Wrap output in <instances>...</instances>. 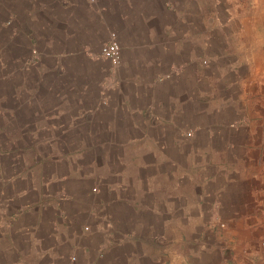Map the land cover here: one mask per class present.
I'll return each instance as SVG.
<instances>
[{
    "label": "rangeland",
    "instance_id": "obj_1",
    "mask_svg": "<svg viewBox=\"0 0 264 264\" xmlns=\"http://www.w3.org/2000/svg\"><path fill=\"white\" fill-rule=\"evenodd\" d=\"M53 1L46 0L44 5V1L34 0L29 10L33 17L25 22L32 21L33 27L23 28L22 20H6L2 10L9 0H0V223L25 203L64 196V181H80L78 186L73 183L76 190L82 188L84 194L86 190L89 193L85 195L87 200L76 206V218L88 230L103 229L105 205L101 194L110 187L114 197L121 193L127 206H132L136 196L131 193L137 187L131 176L138 162L136 154L140 153L137 146L140 151V144L150 140H118L122 126L118 119L90 125L86 117L90 112L94 123L102 118L104 109H95L103 100L111 107L108 115L113 116L123 104L146 106L157 94L163 98L167 95L166 118L174 121L168 124L170 131L185 143L192 139L195 147L182 150L179 158L169 155L175 168L169 179L168 190L174 193L169 196V204L161 208L164 196H147L120 221L123 228L151 230V225L139 219L138 211L152 200L158 203L152 207L159 209L160 219L149 224H154L153 230L159 231L164 240L159 251L174 244L173 264L184 262L182 245L232 249L223 254L225 263L264 264V0L118 1L119 15L128 16L127 22L134 25L132 48L140 59L134 64L146 66L145 70L140 68V74L154 71L160 65L159 58H169V65L176 71L189 70L181 79L182 87L172 86L169 93L166 89L153 91L148 98L138 92V84H144L146 78L140 81L126 69L131 64L123 59L119 66L127 82L125 94L104 90L117 76L107 59L97 53L102 42L98 43V38L92 37L94 42L88 44L93 50L90 61L71 55L60 59L45 52L44 42L59 52L64 40L71 41L70 30L64 28V23L70 24V13L57 10ZM44 13L47 18L43 19ZM43 26L57 32L59 38L47 35ZM128 30L121 28L118 35L122 46L117 38L120 52L123 48L125 54L129 49V42L124 40ZM61 31L68 38L60 36ZM34 49L36 54L32 53ZM148 117L149 121L151 115ZM232 119L237 124L228 127L226 133L233 136V145L218 154L216 150L224 147L209 134L215 131L217 122H221L219 130L223 133ZM148 125L144 121L142 126L126 127L138 133ZM203 125H208L205 134L199 130ZM105 127L110 133L105 139H88L90 131L104 137L101 132ZM167 142H161L164 150ZM161 159L167 157L158 161ZM204 178L210 179V185L223 186L211 189L218 192L212 205L195 203V187L207 189ZM40 181L43 185L39 187ZM154 192L163 193L159 187ZM246 250H250L247 260L242 257Z\"/></svg>",
    "mask_w": 264,
    "mask_h": 264
},
{
    "label": "crops",
    "instance_id": "obj_2",
    "mask_svg": "<svg viewBox=\"0 0 264 264\" xmlns=\"http://www.w3.org/2000/svg\"><path fill=\"white\" fill-rule=\"evenodd\" d=\"M18 1V2H17ZM42 4L47 5L46 0H39ZM51 0H48V2ZM120 0H54L53 3L56 5L57 10H62L64 13L68 10L70 13V24L66 25L64 23L65 30L68 28L70 30L69 36H71V41L68 39L64 40L62 49L59 52L55 51L51 44L48 42L50 48H48L47 42H44L46 45L45 52L50 54L52 57H57L60 59H65L68 55L73 56L74 58L85 59V61H90V57L93 54V50L89 49L91 42L90 39L94 37L98 38V43L101 42L97 53L100 55V47L104 44L109 43L110 41H115L119 47V57L115 64L111 63L109 59L108 65L111 66L112 73L116 75V80H113L114 83L111 85H106L104 90H108L112 93H124L126 88V79L124 74L121 72L122 65L119 66L120 61L125 60L126 64H131L127 66L134 74L145 81L144 84H138L140 86L138 92L144 93V97L148 98V94L153 91L163 92L166 90L167 93L170 92L171 88L175 85H181V79L183 75L189 70L180 69V71L174 70L172 65H169V58H159V64L156 65L154 71H148V73L140 74V68L145 70L146 66H137L134 63L140 61L139 56L133 53L135 48L134 42L135 34H133L134 25L131 26L130 22H127L128 16L119 15V8L117 7V2ZM12 0L7 2L6 10H2L6 14L5 18L8 21H19L22 20L23 23L20 24L21 27H33L30 23H25L26 20L32 18L30 14V8L33 5L34 0H30L29 4L27 0L24 2L20 0H15L13 4ZM45 9V6H44ZM43 9V10H44ZM149 8L146 12H150ZM57 14V13H56ZM147 14V13H146ZM44 18H47V14H42ZM41 16V15H39ZM56 16V15H55ZM49 20V19H48ZM65 22V18L62 20ZM43 28L48 30L46 26ZM121 28H128L129 30L125 34L127 38L124 40L129 42V49H127V54L123 51L120 52V46L118 40L120 41L121 46L123 41L118 37L121 35ZM47 35L58 36L55 31H47ZM50 32V33H49ZM30 35V34H29ZM32 36V37H31ZM60 36L63 38H68L67 33L64 31L60 32ZM32 41L33 35L29 36ZM47 37V36H46ZM49 38V37H48ZM59 38V36H58ZM118 38V40H117ZM50 39V38H49ZM123 39V37H122ZM126 41L124 43L126 44ZM37 40H35V43ZM30 45V42H29ZM37 49L32 52L34 54ZM43 52V53H45ZM121 53V54H120ZM135 55V56H134ZM145 56V55H144ZM106 59V58H105ZM149 69V68H147ZM138 71V72H137ZM111 73V74H112ZM118 74V75H117ZM146 75V76H145ZM125 79V80H124ZM142 79L140 81H143ZM138 81V80H137ZM195 77H192L191 82L193 85H196ZM141 86H144L143 88ZM173 86V87H172ZM182 87V85H181ZM160 89V90H157ZM166 94V92L164 93ZM119 96V95H118ZM153 103H147L146 106H141L134 103L121 104L122 107L116 109L117 115H108L111 107L105 106L106 101H101L100 106L95 110H100L103 108L104 114H101L102 118L94 123L92 114L89 112L86 120L87 123L92 124H108L111 118H116L122 124L120 127V133H117V139L121 141H142L143 139L147 140L149 143L140 144L138 154V162L135 163L133 177L136 182L135 189L132 190V196H136L134 203H132L129 208L126 204L124 196L116 195L111 192L110 187H105L108 192L101 194L102 206L105 209L102 213V221L104 222L103 229H90L85 226H81L79 219L76 218V206L86 201V193H89L88 190L84 194L81 189L76 190L73 183L78 186L80 181L65 182L66 188L62 189L64 196H58L57 198H46L40 197L37 198L33 203H25L20 208V211L14 214L12 217H7V219L2 220L3 222L0 225H7L6 228L3 226L0 229V264H173V247L165 245L164 249H160L161 243L164 242L161 238V234L155 233L154 224H149L151 222L159 221V209L157 211L153 210L152 205H157L158 203L152 202L146 205V208L138 211L140 220H144L147 226H152L151 230L148 229H125L123 228L121 220L126 218L128 211L133 213V207L139 205L141 201L144 203V198L157 199L158 196H164V200L161 201L159 207L162 208L163 204H169V196H173V191L169 192L170 188V177L174 174V165L170 162V157L179 158V154H182V150H187L188 148L195 147V142L191 140L188 143H185L183 139H180L178 134H174L170 131L168 124L174 123L173 120L166 118L169 104V97L165 95L163 98L162 95L157 94L153 98ZM148 115H151L150 120L148 121ZM164 122H162V121ZM144 121L149 125L145 129H140L138 133H134L131 129H128L126 125H144ZM221 122L215 123V131L212 134H209L211 140L221 143L223 149L216 150L219 153L227 152L230 150L229 147L233 145V136L228 135L230 126L237 124L233 119L226 125L224 132L221 133L219 127H221ZM176 124V123H175ZM167 125V126H166ZM225 126L224 124L222 127ZM126 127V128H125ZM208 125H203L199 128L201 132L206 131ZM101 131V129H99ZM207 132V131H206ZM93 131L89 132L90 140H102L106 138V135H109L108 129L103 128L101 134L104 135L102 138L94 136ZM189 137V136H188ZM168 141L166 145V150L163 149L161 142ZM183 140V141H182ZM155 141V142H153ZM152 142V143H151ZM185 143V144H184ZM186 147V148H185ZM194 150V149H192ZM166 156L167 159L159 160ZM151 158V161L149 159ZM157 159V161H156ZM222 172V170H218ZM145 172H150L148 177ZM160 180H166L160 184ZM206 180V188H202L200 185L195 187L196 190V204H214L213 197L217 196V193H213L211 189H221L223 186H216L211 184L210 179L204 178ZM43 181V179H42ZM173 182V181H171ZM81 183V182H80ZM125 185L124 182H120ZM39 187L43 185V182H39ZM138 185V186H137ZM157 187V189L155 188ZM162 190L163 193H156L154 190ZM105 188L103 190H105ZM60 189V188H59ZM121 191V190H120ZM203 191V192H200ZM68 193V194H67ZM172 198V197H170ZM123 200V201H122ZM166 207L163 211H166ZM169 210V209H168ZM137 214V213H136ZM75 217V218H74ZM173 217V215H172ZM169 216H166V219H169ZM77 219V220H76ZM5 221V222H4ZM109 225V226H108ZM158 224H155V228L158 229ZM168 241V240H167ZM183 259L182 264H232L231 262H224V253H230L225 251L223 247L219 246H183ZM250 250L244 251L242 257L244 256L245 260L248 259L247 253ZM163 257V258H162ZM161 258V259H160ZM252 262V261H251ZM251 262H243L244 264H252ZM256 263V262H255ZM254 263V264H255ZM234 264H240L239 261ZM257 264V263H256Z\"/></svg>",
    "mask_w": 264,
    "mask_h": 264
},
{
    "label": "built area",
    "instance_id": "obj_3",
    "mask_svg": "<svg viewBox=\"0 0 264 264\" xmlns=\"http://www.w3.org/2000/svg\"><path fill=\"white\" fill-rule=\"evenodd\" d=\"M100 54L115 64L119 57V47L115 41H110L100 47Z\"/></svg>",
    "mask_w": 264,
    "mask_h": 264
},
{
    "label": "trees",
    "instance_id": "obj_4",
    "mask_svg": "<svg viewBox=\"0 0 264 264\" xmlns=\"http://www.w3.org/2000/svg\"><path fill=\"white\" fill-rule=\"evenodd\" d=\"M263 55H264V51H263Z\"/></svg>",
    "mask_w": 264,
    "mask_h": 264
}]
</instances>
